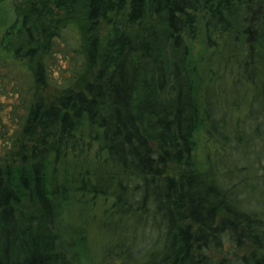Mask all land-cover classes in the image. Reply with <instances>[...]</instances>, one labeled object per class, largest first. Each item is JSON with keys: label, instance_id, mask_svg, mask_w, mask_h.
<instances>
[{"label": "trees", "instance_id": "trees-1", "mask_svg": "<svg viewBox=\"0 0 264 264\" xmlns=\"http://www.w3.org/2000/svg\"><path fill=\"white\" fill-rule=\"evenodd\" d=\"M7 17L0 264H84L68 241L87 248L99 221L155 241L120 264H264V197L251 207L194 154L202 130L231 140L208 108L213 66H234L264 117V0H26Z\"/></svg>", "mask_w": 264, "mask_h": 264}, {"label": "rangeland", "instance_id": "rangeland-1", "mask_svg": "<svg viewBox=\"0 0 264 264\" xmlns=\"http://www.w3.org/2000/svg\"><path fill=\"white\" fill-rule=\"evenodd\" d=\"M25 1L0 0V7L6 12L12 11V15L15 16V9L21 7ZM7 20L8 17L0 25V36L9 25ZM222 66H213L221 80L206 83L208 108L212 114V121L218 122L217 129L225 130L231 136V140L228 139L226 142H232V145L231 143L220 145V142L216 139L212 140L206 137L205 132L202 130L196 135L197 144L194 154H197L198 158L210 154L211 163L209 166L217 173L216 180L219 183L222 184V180L227 182L229 179H232V182H229L230 184L239 179L243 181L240 183L241 190L252 201L250 206L256 207L254 200L259 195L264 197V182L257 178V176L264 175V117L259 116L260 103L254 99L256 97L255 87L244 81L234 82L232 79L234 66L229 65L225 67L224 71ZM0 102H3L6 108L12 103L10 99L2 96H0ZM246 111H249L251 116ZM222 117L224 121L219 122ZM221 122L223 123L221 124ZM236 126L240 129H236ZM210 127V129H215L214 126ZM241 131H243L244 140L241 145L235 146L233 142L236 134ZM176 170L177 166L175 164H168L167 172L169 175L177 172ZM194 191H199L197 186ZM85 201L88 202L87 199ZM81 207L82 211L85 212L87 204ZM72 211L74 212V210ZM91 211L94 210L91 209ZM83 212L73 215L75 221L80 224L85 221ZM102 214V211L98 213L99 216ZM101 223L99 221L98 224H95V231H97L98 236L94 235L91 241H88L87 248L83 247L79 241H68L74 242L71 253L77 262L83 258L84 260L81 261H84V264H120L121 260L127 256L140 262L145 258L146 253L148 254L149 251L155 249V245L153 246L155 241H148L151 236L144 234L142 231L137 234L139 241H119L123 238L121 231L104 230L100 226ZM142 237L146 241H140ZM253 250L255 248L250 245H247L245 249L247 254Z\"/></svg>", "mask_w": 264, "mask_h": 264}]
</instances>
